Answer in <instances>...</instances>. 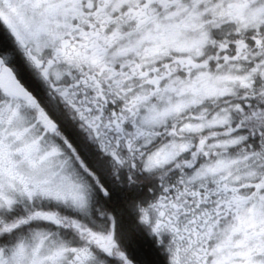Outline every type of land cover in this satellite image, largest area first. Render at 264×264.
<instances>
[{"label":"snow or ice","instance_id":"obj_1","mask_svg":"<svg viewBox=\"0 0 264 264\" xmlns=\"http://www.w3.org/2000/svg\"><path fill=\"white\" fill-rule=\"evenodd\" d=\"M0 264H264V0H0Z\"/></svg>","mask_w":264,"mask_h":264}]
</instances>
